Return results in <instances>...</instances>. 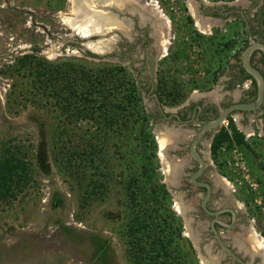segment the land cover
<instances>
[{"label": "rangeland", "instance_id": "rangeland-1", "mask_svg": "<svg viewBox=\"0 0 264 264\" xmlns=\"http://www.w3.org/2000/svg\"><path fill=\"white\" fill-rule=\"evenodd\" d=\"M146 1L157 5L164 14L162 19L170 24L165 55L157 59L154 52L160 44L148 40L149 25L139 28L133 20L131 39L117 41L116 49L108 53L90 48L84 51L81 45L87 43H81L82 36L64 20L72 15V0H9L8 5L0 0V150L3 145L21 146L30 167L27 187L13 200L0 203V264H133L128 252L133 237L128 235V227L133 222V227L143 223V207L159 221L160 228L154 234L169 239L177 261L201 264L197 251L188 247L179 203L172 194L160 192L163 179L156 172L160 164L152 155L149 115L141 111V116L146 115L144 134L149 148L138 143L139 130L131 133L134 140L127 146L126 133H111L97 125V120L83 115L75 118L74 109L64 112V105L55 102L50 88L36 85L27 69L16 67L23 55L56 64L70 61L75 71L95 75L104 68L132 65V69L125 68L136 94L139 78L134 71H143L140 81L144 83L145 70L153 67V74L163 84L162 95L170 104L166 107H179L197 94L218 100L223 91L221 80L233 57L230 51L224 52L217 40L205 41L193 30L195 25L187 19L190 0ZM23 8L34 12V22L43 24L50 36L30 23V16L20 11ZM237 34L236 45L241 49V22ZM97 41L94 38L90 43ZM66 69L72 77L74 71ZM63 84L58 81L52 90L60 97L67 95ZM145 101L149 107L151 102ZM141 108L142 102L138 103L139 112ZM222 144L218 155L209 158V164L231 177L227 181L237 191L238 202L249 211L251 227L264 237V221L261 214L255 215L260 211L258 203L264 204V171L243 146L237 145L244 161L240 160L241 165L248 169L244 175L248 174V182L256 185L255 191L242 176V185L235 183L227 170L231 146L222 150ZM88 150L90 156L85 153ZM98 181L104 187L82 206L84 192L89 190L86 185ZM132 183L134 203L128 188ZM150 237H146L148 242L153 241V234ZM262 256L264 259V251Z\"/></svg>", "mask_w": 264, "mask_h": 264}, {"label": "flooded vegetation", "instance_id": "flooded-vegetation-1", "mask_svg": "<svg viewBox=\"0 0 264 264\" xmlns=\"http://www.w3.org/2000/svg\"><path fill=\"white\" fill-rule=\"evenodd\" d=\"M189 5V17L192 20L190 22L196 27H193V30L203 36L205 41L208 38L217 40L216 42L222 45V50L230 51L233 57L224 73L225 87L218 100L197 94L181 103L179 107H166L170 104L167 105L168 101L162 95L163 84L153 74V67L145 70L147 81L144 83L140 81L143 71H134L136 78H139L136 85L143 109L149 115L154 157L160 164L156 172H159L163 179L161 185L179 203L180 215L183 214L188 221V242L192 249L197 251L201 264H240L225 251L221 243L243 264H264V237L251 227L249 211L238 202L237 191L234 190L232 182L227 181L231 177L222 173L218 166L209 164L215 137L222 130V126L205 132L195 147L197 155L205 162L203 172L195 181L210 187V196L205 204L208 212L202 208L206 188L195 185L191 179L198 171L199 163L190 152L191 143L204 122L213 120L219 111L231 105L250 103L256 98L255 82L242 69L240 53L251 40L264 44V0H190ZM193 16H197L201 24L195 21ZM239 22L244 31V35L241 34V49L236 45ZM148 40L153 42L149 36ZM154 54L156 56V51ZM147 60L148 56L145 58L146 62ZM251 63L264 78L263 56L254 52ZM127 67V70L133 68L132 65ZM145 99L151 102V106L147 107ZM238 115H241L242 124L252 123L255 130L253 134L243 136L244 150L252 159L257 151L262 152L264 156V100L258 109L236 111L227 119L233 122L239 132L235 119ZM261 131L262 135L257 134ZM258 162L264 171V158ZM257 235L263 239L262 245L256 241Z\"/></svg>", "mask_w": 264, "mask_h": 264}, {"label": "trees", "instance_id": "trees-1", "mask_svg": "<svg viewBox=\"0 0 264 264\" xmlns=\"http://www.w3.org/2000/svg\"><path fill=\"white\" fill-rule=\"evenodd\" d=\"M187 19L192 21L190 17ZM16 67L18 70L27 69L31 76L34 77L33 82L36 85L40 86V84H43L47 86V89L50 88V94L53 97L55 96V102H58V104L62 102L61 104L64 105V108L62 107L64 112L71 113L70 111L74 109L72 115L75 118L77 115H83V117L89 118L91 121L96 122L97 120V125L104 127L111 133H126L125 142L127 146L130 145L129 142L131 143V140H134L131 133L139 130L138 143L148 147L149 144L146 143L148 142V137L144 134L147 133L144 129L147 126L146 115L141 116V111L143 114L145 111L143 108H141L140 112L138 111V103H141L142 99L139 93H135L134 82L128 78L131 74L125 67L118 66L110 70L104 68L95 75L94 72L75 71L70 61L65 64H56L44 59H37L33 55H23L18 58ZM66 68L74 71L72 77L68 75ZM213 80H216V77ZM58 81L64 83L62 85L63 92H66L67 97H60L61 95L52 91L56 88ZM228 126L233 133L232 137L236 144L245 146L243 135L236 130L231 120H228ZM115 127L119 128L116 129ZM114 136L116 139L119 138L118 134ZM226 141L229 142L227 133L221 130L216 135L212 146L213 156L218 155L221 144ZM85 153L90 156L89 150L88 152L85 151ZM91 154L93 153L91 152ZM130 154L131 151H129ZM90 161L93 163L94 159L90 157ZM29 174V162L26 161L23 148L18 145H3L0 150V203H7L13 200L18 193H21L29 183ZM132 186L133 183L129 184L128 188L131 191L129 193L130 201L134 203L136 198ZM86 187L89 190L86 189L84 192L82 206L89 203V200L101 191L104 184L98 181L87 184ZM160 192L162 195L167 194L163 185L160 186ZM142 214L144 215L143 223L133 227V222L128 227V235L133 237L128 251L132 263L181 264L176 257L172 256L169 242H167L169 239L165 241L162 236L154 234L155 230L160 228L159 221L156 222V219L152 218V215L145 207H143ZM152 234L153 241L148 242L146 237L151 238L150 235ZM187 243L189 249H192L188 240ZM181 250L185 253L183 246Z\"/></svg>", "mask_w": 264, "mask_h": 264}, {"label": "water", "instance_id": "water-1", "mask_svg": "<svg viewBox=\"0 0 264 264\" xmlns=\"http://www.w3.org/2000/svg\"><path fill=\"white\" fill-rule=\"evenodd\" d=\"M3 1L6 5L9 4V0ZM72 4L73 8H77V10H79L81 13L92 14L100 25L101 31L99 30L98 33H95L93 36L87 39L81 37V43L85 42L88 44L91 40L96 38L98 41L95 43L99 44L101 53H108L109 51L115 50V43L122 38L131 39L130 34L133 32V20L137 22V26L139 28L149 25V36L153 42H156V44L160 41H163L165 38V23L162 17H160L156 13L155 9L152 8L153 4L151 5V3L147 2L146 0H72ZM20 11L30 16V23L33 26L40 28L46 35L50 36L47 28L43 24L34 22V12L24 8L20 9ZM87 44L81 45V49L84 51L89 50ZM162 46H164L163 42L160 43V48L158 47L156 50V59L165 55V51ZM254 52H259L264 58V44L262 42L251 40L250 44L241 51L240 61L244 72L255 82V100L250 103H237L219 111V114L216 118L209 122L203 123L202 128L191 143V156L199 163V169L192 175L191 179L195 185L203 186L207 190L205 198L202 201V208L206 212L208 211L205 208V204L210 196V187L207 184H202L195 181V179L203 172L205 168V162L197 155L195 147L205 132L220 128L233 112L254 111L262 105L264 100V78L261 72L251 63V56ZM183 218L185 219V224L187 227V235L190 237V232H188V221L184 215ZM221 245L233 259H235L240 264H243L238 257L232 254L225 247V245L222 243Z\"/></svg>", "mask_w": 264, "mask_h": 264}, {"label": "bare ground", "instance_id": "bare-ground-1", "mask_svg": "<svg viewBox=\"0 0 264 264\" xmlns=\"http://www.w3.org/2000/svg\"><path fill=\"white\" fill-rule=\"evenodd\" d=\"M152 8L155 9L157 14L160 13L161 17L164 15L163 13L160 12L158 7L152 5ZM64 20H67V24H69L73 28V30L76 33L80 34L84 39L89 38V36H91L92 33H98L99 30L101 31L100 25L98 24L97 20L95 19V17L92 14L81 13L79 10H77V8H73L72 15L68 18H65ZM163 21L165 23L164 25H165V30H166L165 38L163 40V44H164L163 49L165 50L166 46L168 45V41H169V40H167V38L169 37L170 24H169L168 20L163 19ZM158 44H160V42ZM88 48H90L93 51H100L101 50L99 44H97V43L88 44ZM176 210H178L177 207H176ZM255 238H256V241L258 242V244L260 243V245H262L261 244V242H262L261 237L259 238L257 235V237H255Z\"/></svg>", "mask_w": 264, "mask_h": 264}, {"label": "built area", "instance_id": "built-area-1", "mask_svg": "<svg viewBox=\"0 0 264 264\" xmlns=\"http://www.w3.org/2000/svg\"><path fill=\"white\" fill-rule=\"evenodd\" d=\"M222 128H224L225 132L227 133L228 139H229V143L225 142L222 144L223 145L222 150H225V148L227 146H231V149H230L231 152L230 153L232 155V158L227 162V170L229 171L230 175H232V177L234 178L235 183L238 182L239 185H242V181H239V179L242 176V177H244V180L246 181V183H248V187L252 188V190L255 191L256 185L252 184L251 182L250 183L248 182V177H249L248 174L244 175V172L245 173L248 172V169L242 167V165H241L242 162H240V160L243 161V157L237 148L236 141L232 137L233 133L229 129L227 120L222 124ZM243 163H244V161H243ZM237 177H239V178H237ZM238 188H239V186H238ZM258 205L260 206V211L255 213V215L261 214V218L264 221V204L261 205L260 203H258ZM253 206L255 208V205H253Z\"/></svg>", "mask_w": 264, "mask_h": 264}, {"label": "crops", "instance_id": "crops-1", "mask_svg": "<svg viewBox=\"0 0 264 264\" xmlns=\"http://www.w3.org/2000/svg\"><path fill=\"white\" fill-rule=\"evenodd\" d=\"M194 17V16H193ZM195 18V21H197L198 23H200L201 24V21H199L198 19H197V16H195L194 17ZM212 24V23H211ZM215 25H217V23L215 24ZM221 25V24H220ZM226 80V78H224V79H222L221 81V84L224 82ZM225 87V84L223 83V88ZM237 118H235L236 119V122H237V127L239 128L238 130H239V132L243 135V136H248V135H251V134H253L252 132H254L255 130L253 129V124L252 123H250L249 125H247V124H242L240 121H241V115H238V116H236ZM244 123H245V121H244ZM260 127V126H259ZM257 134H259V135H262V131L260 132V133H257ZM253 156H254V161H255V163H259L258 161L259 160H261V159H263L264 158V156H263V154H262V152H259V151H257L256 153H254L253 154ZM260 156H263V158H261L260 159Z\"/></svg>", "mask_w": 264, "mask_h": 264}]
</instances>
